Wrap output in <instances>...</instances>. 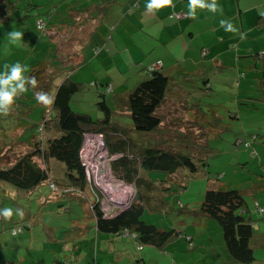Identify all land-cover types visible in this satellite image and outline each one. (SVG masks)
Segmentation results:
<instances>
[{"label": "rangeland", "instance_id": "rangeland-1", "mask_svg": "<svg viewBox=\"0 0 264 264\" xmlns=\"http://www.w3.org/2000/svg\"><path fill=\"white\" fill-rule=\"evenodd\" d=\"M95 1L99 2V0ZM34 2L38 6L37 9L33 10L32 14L25 13L26 10L19 11L20 13L16 12L13 21L9 23H0L2 24L0 25V70H3V65L6 63L14 64L20 62L28 65L31 71H33L35 65L39 66L42 62H45L37 69L39 70L38 75H41L44 71L48 72L50 67H54L55 71L58 70V73L55 74V76H51V78H53V85L58 86L67 78H72L75 82L82 85L72 99L71 105L74 111L87 113L91 115L95 121L104 118V113L99 109L98 102L101 100V97H99L100 93L105 92L106 96L110 95L107 97L109 99V107L116 112L117 107L112 99L113 94H111L112 92H110L109 89L107 90V85L112 84L111 86H115L114 89H116V92L114 93L127 92L145 77L146 69L150 67L148 60H143V57L141 58V51L147 50L146 45H140L135 37L130 38L136 42L130 45L129 43H123V47L119 46V48L112 47L113 50L109 54L107 46H112L113 41L111 39L106 46L103 42H101V46L97 44V41L102 39L101 35H104L105 31L108 30L110 33L114 31L116 29L115 26L125 17V14L122 12V5L116 4L113 9H110L106 17L103 18L105 27L102 29L94 33L92 32L93 34H91V31L89 32L90 24L98 22V15L95 13L94 18L89 20L87 24H85L84 19V24L77 26L81 33H79L80 36H78L77 30L72 40L67 39L65 42L62 40L63 42L60 41L61 43H55V41H58L51 40L45 42V39H51L47 33L52 29V26L48 24L50 21L48 12L49 10L56 11L57 5L61 3L60 0H34ZM90 3L91 2L78 4L79 9H87ZM19 4H23V2L19 1ZM21 13H23V16L28 14V17H23L21 20L17 21L16 19L20 18L19 15L22 16ZM59 13L61 12L57 14ZM115 17H118L116 23L113 22ZM38 18L44 20L46 24L43 31L37 29L36 21ZM51 21L54 23L56 20L51 19ZM125 22L128 24V20H125ZM68 23L72 25L74 22L68 21ZM7 24H11V26L8 27ZM14 28L24 32V41L20 47L12 45L6 37L7 33L13 31ZM44 34L45 39L41 40L40 38ZM73 34H75V32ZM91 39L96 40L95 42H90ZM237 39H239V37ZM237 41H241V43L231 44L230 46L229 43H227V45L237 50L239 57L246 56L244 59L239 58L242 65H239L238 68L235 67V69L227 70L224 74H220V72L217 73V70L214 68V64L218 63L219 60L217 62L211 61L208 65L209 69L211 65L212 68L207 78L211 80L214 88L210 90L209 94H203L202 90L195 91L192 88L196 94H200L198 96H201V99L198 97L200 106L198 107V105H195L196 101L190 103V105H188V115L192 120L196 117V113L200 112L205 119L208 118L211 122L213 121V124L208 127L202 124L204 122L208 123L207 120L200 121L201 123H198V126L201 127L200 129L198 126L190 125L189 121H186L188 120V115L186 114L187 108H185L184 102H180L179 106L176 105V111L169 107L168 104H165L161 112L166 116H170L169 111L173 110L172 112H174L172 117H168L169 122L164 124V131L167 129H178L182 132L195 134L199 132V129L200 134L195 136V138L197 139V137H200L202 141L209 136L207 139L209 152L204 156V162H202L203 166H199L198 172L195 175L186 171L185 174L189 173L187 177L190 179L187 189L184 188L182 190L177 184L172 183L174 189L167 192L170 194L167 201H170L169 204H171V206L173 205V207L169 209L168 214L160 211H153L150 204H148L145 207L142 219L149 224H154L159 227L177 229L184 234L182 237H192L194 239V246L191 247L185 238L179 237L169 243L165 247L164 253L161 252L160 254V251L151 245H144L143 250L139 251L138 242L135 239L130 236H121V239L124 240V245L128 247L127 250L130 255V257L126 256L125 258L137 259L144 257L146 264H168L166 262H171L173 258L178 261L176 264H223L220 258L212 252L213 247H218L220 249L224 248L225 243L221 227L218 221L202 215L199 211V207L204 200L207 189L209 187H221L243 190L248 193L247 200L252 203L255 199V193L264 185V174L262 172L264 161L259 162V158H252L253 156L241 161L240 154L246 151L243 153V156H249L248 152H250V150L252 152L253 148L248 150L245 145L239 147L236 144V140L240 138L244 141L252 142L253 145L254 131L250 130L248 127H255V123L261 130H264V102L263 106L261 104V107H259V110L255 111L252 110V108H247L248 98L259 99V101H257L258 104H260V100L263 101L264 98V92L259 89V84L264 81L263 70L260 68L261 70L257 72L252 66V62L249 61L254 58L255 53H264V49L261 50L260 48V45L264 47V42H257L256 47L258 50H253L244 46L251 43V41H244L242 39ZM158 46L159 44L155 51L151 49L148 50V57H155L156 53L166 55L167 52L161 49L162 47L158 48ZM98 47L102 48L101 57L97 56L98 51L95 50ZM125 47L129 49H125ZM172 47L173 51H175V46ZM130 49L137 55V59L129 52ZM77 50L80 51L75 52ZM106 54H108L107 56H109V58L106 57V59H104L103 55ZM257 56L259 57V55ZM136 62H139V64L136 65ZM201 64L202 62H199V66H201ZM40 68H42L41 72ZM185 69L188 71L196 70V68L192 65L190 66L188 62ZM133 70L135 71L133 72ZM243 74L246 75V78L242 77ZM173 78L175 79V83L180 82L182 84H184L185 80H189L188 76H184V73L182 75L176 74ZM240 78L242 79L240 80ZM191 81L199 83V89L204 88L203 80L198 76H192ZM223 83L224 85L222 87ZM34 97L35 90L29 89L26 94L18 98L17 102H20L22 107L24 105L23 103L32 106L33 110L30 112L29 119L34 122H41L45 110H43V106L36 102ZM221 103L224 104L227 110L219 107ZM211 106H214L220 117L221 114H223V123L213 120L212 109L210 110ZM239 108L241 111H238ZM21 109H14L16 110V115L19 116V113L22 112ZM238 116H240L243 122H241V120H236ZM1 117L8 118V116ZM1 117L0 135L3 128L9 127L6 122L2 121ZM120 119L121 124H125L126 126L131 124L129 116H122ZM216 121L221 123L220 127L216 126ZM190 126H192L193 129H191ZM210 126L212 129L209 130L210 132L207 134L206 131L210 129ZM243 126L246 127V131ZM202 128L203 131H201ZM135 139L140 140V134H136ZM260 140L262 139L258 141ZM194 141L196 142V140ZM189 143H192L191 138H189ZM253 147H256L258 152L261 150V148L256 145ZM194 148L200 149L199 146H195ZM260 156L262 157V152ZM48 166H54V164L49 162ZM55 171L57 174L60 173L57 167L54 169V172ZM151 176L154 179H164L166 177L164 173L156 172L152 173ZM95 178L99 184L97 187L99 186L98 190L101 194H103V186L109 189L110 192H113V190L118 187L119 182L115 175H111L110 179L107 178L104 182H102V179L98 178L97 173L95 174ZM8 187L10 186L8 185ZM8 187L3 188L0 186V209L5 207H12L15 209L19 207L24 210L25 215L22 219L14 215L10 221H5L3 217H0V241H2L0 242V252H10L13 250V245L9 242L10 249H8L6 246L7 242L1 239V237L7 238L8 234H12V229L18 225V228H24V233H20L19 236H21V238H23V235L28 237L27 240L22 241L19 249L20 255L25 260V264H96L97 260L95 254L97 255V245L100 249L99 262L103 261L104 255L101 249L104 248V244L102 241L99 244L91 245V247L88 243L90 242L89 238L96 234V229H93L95 227V219L91 208V203L95 201V197L89 187H87V194L90 197L89 200L85 198L80 199L76 196L68 198L57 196L54 201H46L41 198L42 196L46 198L52 194L45 186H41L37 191L29 193L30 197H27V195L25 196L26 193H22L20 197H11L7 193ZM173 191H175V193H173ZM4 196L6 197L5 199ZM109 197H111V195ZM24 221L31 222L32 227L30 229L26 228ZM82 225L84 226L82 230L89 231L87 227L89 226L93 231L88 232L89 234L87 236L80 239L78 238V232L81 230L79 227ZM52 233L57 234V241L66 242L65 245L70 244V249L73 248L74 241H80L79 244H81L82 255L79 261L66 263V256L70 255V257H72V253H69L70 250L68 249L67 253L61 255L53 252V249L58 247L60 243L55 242ZM91 241L93 242L94 240L92 239ZM1 244L3 246H1ZM85 244H88V247H86ZM13 255L14 251L12 254H3L0 258L9 256L8 259H10ZM134 264H137V262H134Z\"/></svg>", "mask_w": 264, "mask_h": 264}, {"label": "trees", "instance_id": "trees-1", "mask_svg": "<svg viewBox=\"0 0 264 264\" xmlns=\"http://www.w3.org/2000/svg\"><path fill=\"white\" fill-rule=\"evenodd\" d=\"M19 1L23 4H19ZM116 4H120L119 0H101L100 3L90 4V7L78 10V12L84 10L89 12L92 6L95 9L92 10L93 12L103 15ZM37 6L34 0H0V23L13 21V17L16 16V12L20 13L19 11L26 10L25 13L32 14ZM136 6L138 4H135L133 8ZM68 9L62 15L59 14V17L67 16L65 18L70 21L73 18H70L72 14ZM56 11L49 10L50 20L58 15L55 14ZM180 13L185 15L181 18H191L188 13ZM28 14L19 15L20 18L16 20L27 18ZM171 18L181 19L176 13L172 14ZM40 21L45 24L44 20L37 19L36 26L39 31H41L38 28ZM7 25L11 26V24ZM257 27L264 30V13L259 15ZM44 63L42 62L41 65ZM41 65H35L29 74L35 75L39 81V87L35 91L42 89L49 92L54 97V103L48 107L40 104L45 110L41 122L29 119L30 112L33 110L32 106L23 103L22 107L17 101L14 109L23 108L19 116L16 115V110H13L8 118L0 116L2 121L9 125L8 128L2 129L0 135V186L4 188L9 185L11 189L8 187L7 193L11 197H20L22 193L30 197L29 193L45 186L52 193L46 198L41 197L46 201H54L55 197L61 194L64 198L76 196L89 200L90 197L87 194V187H89L95 197L91 208L96 231L115 238L130 236L138 242L139 251L143 250L144 245H151L162 251L173 240L182 237L183 233L177 229L149 224L142 219V215L148 204L153 211L165 214L172 209L173 205L171 206L170 201H167L170 195L167 192L174 189L172 183L177 184L182 190L187 189L190 182L187 174L195 175L199 166H203L204 156L209 152L207 144L209 136L202 141L200 137L195 138L200 134L201 127L198 123L207 120L208 123L202 124L209 127L214 122L208 118L205 119L200 112H197L196 117L192 119L195 122L192 121L187 107L188 120L186 121H189L190 125L198 126L199 132L189 134L178 129L164 131L163 126L169 121L167 116L161 112L165 106L172 80L169 73L164 71L163 66L162 68L149 67L147 77L127 94L112 92V99L117 107L116 112L109 107L107 97L110 95L106 96L105 92L100 93L101 100L98 106L104 113V118L95 121L91 115L74 111L72 108L74 94L80 90L82 85L67 78L60 85L55 86L51 78L55 74L52 73L51 67L48 72L44 71L38 75L39 70L37 69ZM110 87L108 84L107 90ZM184 105L186 107L190 103ZM195 105L200 106L199 100H196ZM211 107L213 120L223 123V114L220 117L214 106ZM219 107L227 110L222 103ZM122 116H129L131 124L128 126L121 124L120 117ZM239 119L240 116L236 120ZM217 121L215 124L220 127L221 123ZM190 128L193 129L192 126ZM211 129L210 126L206 133L208 134ZM88 134H99L104 137L110 157H113L110 166L114 175L118 180L134 185L136 190L130 206L113 216L107 215L103 210L104 196L89 179L82 162L81 151ZM136 134H140V140L135 139ZM189 138L192 139V143H189ZM236 143L238 146L245 145L248 149L251 145L249 141L240 140L239 143V138ZM195 146H199L200 149L194 148ZM49 162H52L54 166H48ZM56 167L60 175L54 172ZM186 171L189 173L185 174ZM154 172L164 173L166 177L154 179L151 176ZM247 199L248 193L243 190L209 187L199 207L202 215L218 221L226 251L238 264H254L256 261L252 247L255 226L252 219L246 215ZM155 201H158L156 206H154ZM259 210L262 211L261 208ZM24 223L26 228L32 227L31 222L24 221ZM83 227L82 225L79 228L83 229ZM20 233H24V228H18L17 225L10 235L14 237ZM184 238L191 247L194 246L192 237L184 236ZM73 261L74 257L66 263H73Z\"/></svg>", "mask_w": 264, "mask_h": 264}, {"label": "crops", "instance_id": "crops-1", "mask_svg": "<svg viewBox=\"0 0 264 264\" xmlns=\"http://www.w3.org/2000/svg\"><path fill=\"white\" fill-rule=\"evenodd\" d=\"M60 2L61 3L56 7L57 10L61 12L59 14L62 15V13H64L66 9L69 8L68 10H71L69 13L72 14L70 18H73L70 19V22L72 21L74 23L70 25L68 23L69 20L63 18V16L59 17V14L57 15V17L55 15L54 20L56 19L57 20L54 23L51 20L48 22V24L52 26L50 32L47 33V35H49L51 39L46 40L45 34L40 38L41 40L45 39V42L51 40L52 41L57 40L58 42L55 41V43H61L63 41L65 42L67 39L72 40L73 36L76 35L77 30H78V34L80 33L77 26L83 25L84 19H85V24H87L89 20H92L95 16V12L92 11L95 9L92 6H91L92 10L89 12L86 10L83 11L85 13L80 11L78 12V10H80L78 4L91 2L90 3L91 5H95L97 3H100L101 0H99V2L95 0H60ZM119 2L120 4L121 3L123 4L121 7H122V12L125 14L124 15L125 17L123 18V20H120V22L115 26L116 29L114 31H111V33L108 30L105 31L104 35H101L102 39L98 40L97 44L100 45L101 42H103V44H105L106 46V44H109L110 42L109 40L111 39L114 45L112 44V46H107L108 54L111 53V51L113 50L112 47L119 48V46L123 47V43H129L130 45L133 42H136L130 37H135L140 45L143 44L146 45L147 50L141 51V58L143 57V60H148V64L150 65L151 68L153 67L162 68L163 66V68L166 69L167 66V69L166 70L164 69V71L169 73L172 79V83H170L165 104H168L169 107H171L175 111L177 106L180 105V102H184V104L185 103L188 104L198 100V97L201 99V96H198L200 94H196L193 90L195 91L202 90L203 94H209L210 90L214 88V85L212 84L211 80L207 78L208 73L212 68L211 65V68L209 69V65H208L209 63H211V61L217 62L219 60L218 63L214 64V68L215 70H217V73L220 72V74H224L225 72H227V70L229 71L231 69H235V67L238 68L239 65H242V62L239 60V58L244 59L246 56L239 57L238 51L232 47H229L231 44L241 43V41H237L240 38L237 39L239 37L238 35L233 34L231 32H227L224 30V28L220 26V21L222 19H227L232 21L235 24V26L240 29L241 32L247 34L246 38L242 39L244 41L245 40L251 41V43H249L248 45H244L246 48L258 50V48L256 47V43L262 41L264 42V30L257 27L259 15L264 13V0H218L219 4L222 5L223 7L222 15L220 13L214 14L207 10H198L195 17L191 16V18L190 17L181 18L179 20L172 19L171 15L174 13H176V15L181 14L180 12L188 13V7H187L188 0H174V7H163L161 10L156 11L155 13H149L147 11L146 4L148 3V0H119ZM135 4H138V6H136V8H133ZM108 13L103 15L97 14L98 22L94 24H90L89 26V32L91 31V34L105 27L103 18H105ZM117 18L118 17H115V20H113L114 23H116ZM125 20H128V24L125 22ZM74 32L75 34H73ZM80 34L78 36H80ZM95 40L96 39H91L90 42L92 41L95 42ZM227 43H229V46L227 45ZM158 44H159L158 48L162 47L161 49H164L167 52L166 55L164 54L160 55L155 52L156 53L155 57L152 56L148 57V53H147L148 50L151 49L152 51H155V49H157ZM172 46H175V51H173ZM260 48L261 50H263L264 49L263 45H260ZM97 49H99L97 52L98 54L97 56L101 57L102 55L100 54L102 53V48L98 47L95 50ZM125 49H129V48L125 47ZM130 50L129 52L132 53L135 59H137V55L134 54L132 50L131 51ZM79 51L80 50H77L75 52H79ZM108 54L103 55V58L104 59H106V57L109 58V56H107ZM257 55H259V57ZM249 61L252 62L251 64L257 70V72L262 69L264 74V53L261 52L255 53L254 58L250 59ZM187 62L190 66L191 65L194 66L196 70L194 71L186 70L185 68ZM199 62H202L201 66H199ZM135 64L137 65L139 64V62H136ZM52 70H53L52 71L53 74L58 73V70L55 71L54 67H52ZM134 71L135 70H133V72ZM147 71L148 68L146 69L145 77H147ZM183 73L185 77L188 76L189 80H185L184 84L180 82L175 83V79L173 78V76H175L176 74L182 75ZM192 76H198L201 80H203L204 88L199 89L198 88L199 83H194V81H191ZM242 77L246 78V75L243 74ZM241 79L242 78H240V80ZM71 80L74 81L72 78ZM109 85L111 86L112 84ZM223 85L224 83L222 84V87ZM259 85H260L259 89L262 90V92H264V81L261 82ZM114 87L111 86L109 88V90H112L110 92H116V89H114ZM131 90H128L127 92H121L120 94L125 95ZM257 101H259V99L248 98L247 108H252V110L255 111L259 110L261 104L263 106L264 98L263 101L260 100V104H258ZM187 107L188 105L185 108ZM172 111H169L170 116H167V118L172 117L174 115V112ZM238 111H241V109L239 108ZM239 120H241V118ZM241 122L243 121L241 120ZM243 127L244 130L246 131L247 130L246 127L245 126ZM248 128L254 131L253 136L256 135L257 138L256 136H255L256 139L253 137L254 140L253 145L252 142L250 143L251 144L250 148H253V151L251 152L250 150L251 153L248 152L249 156H243L244 155L243 153L246 151L242 150L244 152L240 154V160L243 161L246 160V158H251L253 156L252 158L257 157L259 158V162H263L264 161V142H263L264 130H261V128L258 125L256 126V123H255V127H248ZM259 139L262 140L258 141ZM240 140L242 139L239 138V142ZM254 145L260 147L261 150L258 152L256 147H253ZM261 152H262V157L260 156ZM245 162L249 163L248 161ZM262 172L264 174V166H262ZM60 196L64 198L62 194ZM254 198L255 199L252 203L248 201L246 215L252 219V222L254 223L255 226V236L252 240V247L254 249V254L256 257V261L254 264H264V185H262L260 187V190L255 193ZM157 203L158 201H155L154 206H156ZM259 208H261L262 211L259 210ZM93 229L95 230L96 228L94 227ZM93 229L89 228V231L82 229L79 230L78 238L81 239L82 237L87 236L89 234L88 232H92ZM52 235L54 236L55 242L60 243L58 247H55L53 249L54 253L59 255L65 254L67 253V249H68L70 250L69 253H72V257H70V255H67L66 261L68 262L69 259L73 257H74L73 262L79 261V258L82 255L81 244H79L80 241L76 240L75 238V240L78 242L74 241L73 248L70 249L71 247L70 244L65 245L66 242L57 241L56 233H52ZM22 237L23 238H21V236L19 235L13 237L10 234H8L7 238L3 236L1 237V239L7 242L6 246L8 249H10L9 242L13 245V250H11L10 252L1 251L0 256L7 253L12 254L13 251H14V255L10 259H8L9 256H5V258L1 257L0 264H25V260L20 255L21 253L19 249L22 244V241L27 240L28 237H26V235H23ZM92 239L94 240L93 241L94 243L91 241ZM89 240L90 242L88 243L90 244V247L91 245L93 246L97 243L99 244L101 241L104 244V248L101 249V252L104 255L103 261L101 262H99L100 249L98 245L97 248L95 247L97 249L96 250L97 255L95 254V258L97 260L96 264H110V263L134 264V262H137V264H146V260L144 259V257L137 259L125 258L126 256L130 257V255L127 250L128 247L124 245L123 243L124 240L121 238L111 237L103 233H98L96 231V234L91 236ZM1 246L3 245L1 244ZM85 246L88 247V244H85ZM164 251L165 249L162 251L160 250V254L161 252L164 253ZM212 252L214 255L220 258V261L223 264H238L237 262H235L233 258H231L229 253H227L225 244H224V248L221 249L218 247H213ZM173 259L171 262H166V263L168 264L178 263L176 259L174 260Z\"/></svg>", "mask_w": 264, "mask_h": 264}, {"label": "clouds", "instance_id": "clouds-1", "mask_svg": "<svg viewBox=\"0 0 264 264\" xmlns=\"http://www.w3.org/2000/svg\"><path fill=\"white\" fill-rule=\"evenodd\" d=\"M163 7H174V0H148L146 9L149 13H155ZM188 15L195 17L198 10H207L212 13L223 14V7L218 0H188ZM44 24V28H45ZM220 26L225 31L231 32L239 36L240 39L246 38V33L241 32L235 24L227 19L220 21ZM44 28L41 30L43 31ZM7 39L12 45L22 46L24 41V32L16 30L7 33ZM31 69L28 65L16 62L14 64H4L3 70H0V116H8L16 105V101L20 96L26 94L29 89H37L39 81L35 75H30ZM35 100L37 103L45 107L54 103V97L47 91H35ZM21 219L25 213L22 208L5 207L0 209V217L5 221H10L13 216Z\"/></svg>", "mask_w": 264, "mask_h": 264}, {"label": "built area", "instance_id": "built-area-1", "mask_svg": "<svg viewBox=\"0 0 264 264\" xmlns=\"http://www.w3.org/2000/svg\"><path fill=\"white\" fill-rule=\"evenodd\" d=\"M177 16L181 18L185 15L181 13ZM38 28L41 30L44 28L43 21L38 22ZM81 157L83 165L86 167L88 177L96 187L99 185L95 178L96 173L98 178L102 179V182L107 178L110 179L111 175H114L109 165L113 157H110L102 135L88 134L86 136L85 144L81 151ZM118 182V187H116L113 192H110V190L104 186V189L100 187L104 194L102 206L107 215L113 216L127 209L135 197L136 190L134 185L127 184L120 180H118ZM110 195L111 197H109Z\"/></svg>", "mask_w": 264, "mask_h": 264}]
</instances>
